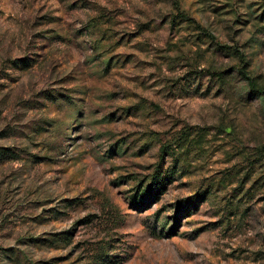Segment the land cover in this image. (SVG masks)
I'll return each mask as SVG.
<instances>
[{"label": "rangeland", "instance_id": "374dc122", "mask_svg": "<svg viewBox=\"0 0 264 264\" xmlns=\"http://www.w3.org/2000/svg\"><path fill=\"white\" fill-rule=\"evenodd\" d=\"M3 153L0 264H264V0H0Z\"/></svg>", "mask_w": 264, "mask_h": 264}, {"label": "trees", "instance_id": "16d2710c", "mask_svg": "<svg viewBox=\"0 0 264 264\" xmlns=\"http://www.w3.org/2000/svg\"><path fill=\"white\" fill-rule=\"evenodd\" d=\"M24 63H23V66H26V67H29V63H27L25 60L23 61ZM244 69V68H243ZM240 73L243 75V77L248 81V84H249V87L251 88V91H253V92H256L257 91V89H256V86H255V83H254V81L252 80V79H250L249 78V76L247 75V73L245 72V70H242L241 69V71H240ZM4 158V159H6L7 157H9L8 156V154H1L0 155V158ZM154 189H158V185H156L155 186V188Z\"/></svg>", "mask_w": 264, "mask_h": 264}]
</instances>
